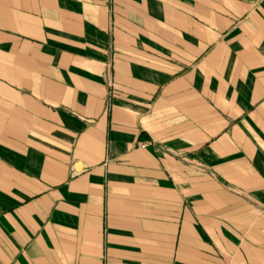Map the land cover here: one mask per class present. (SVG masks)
Here are the masks:
<instances>
[{
  "label": "crops",
  "instance_id": "0c3cea01",
  "mask_svg": "<svg viewBox=\"0 0 264 264\" xmlns=\"http://www.w3.org/2000/svg\"><path fill=\"white\" fill-rule=\"evenodd\" d=\"M0 264H264V0H0Z\"/></svg>",
  "mask_w": 264,
  "mask_h": 264
}]
</instances>
